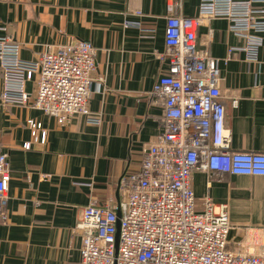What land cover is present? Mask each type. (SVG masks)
I'll return each mask as SVG.
<instances>
[{"label":"crops","instance_id":"obj_1","mask_svg":"<svg viewBox=\"0 0 264 264\" xmlns=\"http://www.w3.org/2000/svg\"><path fill=\"white\" fill-rule=\"evenodd\" d=\"M167 3L0 0V36L20 45L24 61L39 59L48 47L92 43L97 81L90 109L102 118L100 125L82 115L59 124L37 108L2 107L0 145L9 156L11 180L6 218L0 214V264H79L83 235L78 224L85 207L92 199L102 205L118 201L122 176L141 168L143 150L164 126V102L150 93L168 72ZM199 4L183 0L182 14L198 15ZM127 21L133 24L127 27ZM229 25L227 19H206L197 32L198 46L219 59L231 149L264 153V69L247 59L245 40ZM233 47L237 49L230 54ZM259 56L264 58V49ZM27 89L33 91L32 82ZM2 91L0 74V103ZM31 120L43 124L47 140L26 150ZM193 188L200 210L206 195L217 209L226 207L231 249L264 251V176L200 169L193 175Z\"/></svg>","mask_w":264,"mask_h":264},{"label":"built area","instance_id":"obj_2","mask_svg":"<svg viewBox=\"0 0 264 264\" xmlns=\"http://www.w3.org/2000/svg\"><path fill=\"white\" fill-rule=\"evenodd\" d=\"M167 1L168 72L150 93L164 102L163 130L143 150L141 168L122 176L118 201L102 205L92 199L85 207L78 224L83 235L79 264H264V251L244 253L229 247L232 225L226 207L217 209L206 195L200 210L193 188V175L200 169L264 176V153L231 149L219 59L199 48L197 41L206 19H227L230 31L245 40L247 59L264 69L259 56L264 49V0H200L194 17L182 14L183 0ZM132 24L126 22L127 27ZM19 53L18 43L0 36V110L13 103L40 109L59 124L78 115L101 124L100 113L90 109L92 84L97 81L96 49L90 41L48 47L35 61H24ZM29 127L32 140L24 148L45 144L43 124L31 120ZM10 180L9 156L0 145L4 219Z\"/></svg>","mask_w":264,"mask_h":264},{"label":"water","instance_id":"obj_3","mask_svg":"<svg viewBox=\"0 0 264 264\" xmlns=\"http://www.w3.org/2000/svg\"><path fill=\"white\" fill-rule=\"evenodd\" d=\"M119 214V213H118ZM120 215V214H119ZM120 227V223L118 222V228ZM119 235V234H118Z\"/></svg>","mask_w":264,"mask_h":264}]
</instances>
